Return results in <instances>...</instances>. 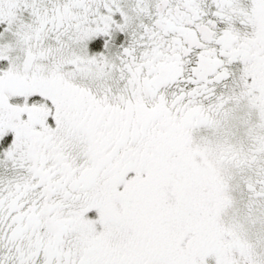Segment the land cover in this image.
Returning <instances> with one entry per match:
<instances>
[{
	"label": "snow or ice",
	"instance_id": "snow-or-ice-1",
	"mask_svg": "<svg viewBox=\"0 0 264 264\" xmlns=\"http://www.w3.org/2000/svg\"><path fill=\"white\" fill-rule=\"evenodd\" d=\"M0 264H264V0H0Z\"/></svg>",
	"mask_w": 264,
	"mask_h": 264
}]
</instances>
